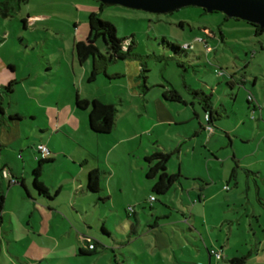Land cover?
I'll return each mask as SVG.
<instances>
[{
	"label": "rangeland",
	"instance_id": "obj_1",
	"mask_svg": "<svg viewBox=\"0 0 264 264\" xmlns=\"http://www.w3.org/2000/svg\"><path fill=\"white\" fill-rule=\"evenodd\" d=\"M99 3L97 0H26L20 3L8 1L10 15L8 17L0 15V60L7 68L14 66L15 72L9 69L13 72L10 78L12 90L7 91L4 86L2 87L0 105L10 112L18 110L25 115L33 113L34 119L29 116L22 119V127L31 133L29 142L35 144L46 142L47 137L52 136L49 144L46 143L49 146L53 145L54 148L64 146L74 150L92 146L94 152L96 142L102 143L97 158L87 155L90 163L95 164L96 169L100 171L99 177L104 194L101 197L108 195V187L115 186H121L123 194L116 193L110 199H99L92 203L85 194L78 198L77 202L82 203L87 209L88 219L92 220L94 225L90 235L97 241L104 240L99 232L100 220L97 219L103 216L105 226L114 232L118 239L123 238L120 241L123 244L122 248L130 249L138 255L143 254L149 258L150 264H170L168 257L165 262L163 261L167 252L153 250L152 242L161 232L167 234V239L170 240L167 249L174 250L176 256L183 261L176 262L177 264H192L193 261L197 264H207L206 250L195 238L201 228L199 217L194 222L197 230L190 228L191 216L187 211L188 205L184 204L190 203L186 191L182 192L178 183L175 184V189H170L164 196L149 190L136 194L131 187L134 182V185H138L140 167L147 165L144 156L157 149L171 154L167 169L176 170L179 159L175 150L180 146L181 140L178 134L190 137L191 131L198 127L199 123L209 124L212 128L211 145L214 143L222 147L216 152L220 158H226L232 164L233 151L238 157H242L244 147L247 145L244 137L253 131L252 128L256 129L258 123L264 128V31L255 34L253 25L248 22L227 17L222 11L207 12L200 6H184L169 13L132 9L121 5H103L100 8ZM91 12H96L102 19L110 21L115 27L116 36L120 39L126 38V45L130 41L133 42L136 58L129 60H136V63H141L144 67L141 75L133 76L137 82L133 91L139 90L142 95L145 87H148L146 97L153 100L158 99L159 95L165 101L161 97L162 91L174 87L179 92H185L187 99L196 102L198 118L175 124L176 122L170 118L174 117L177 114L176 109L183 108V105L175 101H165L169 112L166 114L163 111L164 114L158 117L162 120L170 119V122L154 129L153 137L156 131L163 132L162 136L157 137L158 142H154L155 139L148 137L150 133L148 135L146 132L144 135L142 132L148 127L149 116L141 113L140 99L130 94V79L127 76V69L123 66V60L107 63V72L96 74L93 82H87L84 78L79 84V72L85 66L88 73L91 71L92 58L84 63L78 62L74 44L77 40H85L88 31L87 18ZM95 43L104 53L102 39L98 38ZM171 43L180 47L188 43L190 46L189 49L178 50L174 49ZM58 70L75 71L76 88L82 95L90 96L96 93L103 101L114 104L116 108L114 125L117 122L119 129L123 128L122 131L125 129L127 132L136 131L139 134L132 141L133 150L128 148L125 142L115 143L122 137L119 132L94 133L80 121L77 130L71 124H67L65 128L50 126L54 122L50 107L55 106V99H59L61 105L67 98L72 99L74 96L73 88L67 91L60 87L63 77H58L61 73ZM115 72L120 75L108 76ZM24 77L25 79L20 80ZM185 85H189L192 90H200L210 95L213 107L220 109L219 114L215 115L212 112L211 121L207 122L200 104L201 97L191 93ZM49 92L52 95H49ZM248 96L251 99L249 102ZM150 107H153L152 101ZM188 108L187 115L190 114ZM78 116L80 120L81 116ZM42 126L48 127L43 129ZM211 132L205 129L203 135L196 139L195 150L183 154L185 166L189 160L198 164L197 170L204 169V166L203 169L199 166L202 162L204 164L206 158L212 157L203 146L206 145ZM105 144H114L116 147L106 154ZM186 145L190 149L191 142L183 144L185 147ZM97 153L98 150L94 154ZM48 155L56 156L52 152L43 158ZM65 162L66 157L58 156L55 164L61 167ZM78 167L76 166V171ZM88 170L89 166L85 165L82 171L87 173ZM111 170H114V178L106 180ZM240 179H244L243 173L240 174ZM190 180L192 181V179L181 181L184 188ZM233 183L232 181V186ZM151 195L163 199L162 202L167 206H160L158 201L150 199ZM61 198L65 199L63 196ZM141 206L144 207V211ZM109 207L116 210L110 212ZM125 209L128 212L135 210V217L138 220L136 228L139 234L132 241H129L127 234L130 223ZM113 212L117 215H112ZM168 212H172L173 216L180 220L177 225L170 222L174 220L173 216L171 219L168 215L166 219H155L156 216ZM130 216L133 220V215ZM159 228L162 231H159ZM178 237L182 239L185 247L178 245ZM106 262L110 261L102 259L96 264Z\"/></svg>",
	"mask_w": 264,
	"mask_h": 264
},
{
	"label": "crops",
	"instance_id": "obj_2",
	"mask_svg": "<svg viewBox=\"0 0 264 264\" xmlns=\"http://www.w3.org/2000/svg\"><path fill=\"white\" fill-rule=\"evenodd\" d=\"M93 63L92 59V67ZM122 63L128 71L130 94L140 99L139 108L142 110L141 113L149 116L150 123L147 120L148 127L142 130L144 135L146 132L148 135L150 133L149 139H155L154 142H158L157 137L162 136L163 132L156 131L154 137L152 132L163 123H169L170 119H173L176 122L175 124H182L198 118L199 115L195 108L196 102L187 99L185 92H179L172 87L180 95V101L175 102L182 104L183 108L176 109L177 114L174 117L171 115L170 119H160L158 117L160 114L169 112L165 101H172L162 95L168 88L165 87L166 89L161 93V97L165 101L159 95L158 99L153 100L146 97L145 93L148 87H145L144 92L140 95L139 90L133 91L136 82L133 76L141 72L140 63L129 59H124ZM9 69L15 72L14 66H8L7 68L4 62L0 60V91L10 81L13 72ZM103 71L107 72V65H105ZM58 72L61 71L58 70ZM90 72L88 73L86 66L79 72V84L84 78L87 82L95 80L88 81ZM110 75L108 76L116 77L120 73L115 72ZM60 76L63 77V83L60 84V87L67 91L73 88L74 96L72 99L67 98L65 102H62L64 105H60V100L55 99V106L50 107V110H52L50 112L54 117V122L50 126L52 128H65L67 124H71L77 130L80 121L85 124V127H89L87 119L89 110L87 108L84 109L85 112H80L81 110L75 106V98L98 99L103 103L107 102L103 101L96 93H92L90 96L82 95L76 88L77 75L74 70L72 72L63 70L58 75V77ZM23 79L25 77L20 80ZM185 87L188 90L192 89L189 85H185ZM151 101L152 108L150 107ZM112 105L114 106V104ZM188 105H190L189 108ZM186 108L190 111L189 115H187ZM223 109L226 111L224 106ZM212 110L215 115L220 112V109L213 107V105ZM233 113L235 112L233 111ZM27 114L25 115L18 110L10 112L0 105V189L3 194V201L0 205V264H96L102 259L110 261L105 264H150L149 258L143 254L138 255L130 249L124 250L122 248L123 244L120 241L123 238L118 239L115 233L105 226L103 216L97 217V219L100 220L99 232L104 240L102 242L97 241L90 235L94 225L92 220L88 219L87 209L82 206V203L77 202L78 198L85 194L89 198V202L92 203L99 199H110L116 193L123 194V188L115 186L108 187V195L101 197L104 194L100 177L98 191H91L87 187V173L91 169L97 168L95 164L90 163L87 155L97 158L102 143L96 142V146H93L96 151L98 150L96 155L94 154L96 151H93L92 146L74 150L71 147L61 146L58 149L54 148L53 145L49 146L46 142L49 144L52 136L47 137L46 142L41 141L36 144L29 142L28 138H30L31 133L22 127V119L24 116L34 119V115L32 112ZM78 115L81 116L80 120ZM117 124L116 122L110 134L119 132L122 137L115 143L125 142L128 144L127 147L133 150L132 141L139 134L136 131L127 132L125 129L122 131L123 128L119 129ZM204 126L205 124L199 123V126L194 127L191 131L190 137H182V133L178 134L181 140L179 142L180 146L175 150L179 159L177 169L168 171L166 164L167 172L177 173L178 178L166 193L174 188L176 183L181 186L182 192L186 191L190 203L184 204L188 205L187 211L191 216L190 228L191 230H197L194 222L199 217L201 228L195 238L200 246H203L206 250L207 264H229L231 258L240 256H245L244 264H264V128L260 127V123L257 124L256 129L252 128L253 131L247 137H244L247 145L244 147L242 157H238V154L233 151L231 155L232 164L226 158H220L216 153L222 147L214 143L211 145L212 130L207 138L206 145H203L212 157L206 158L204 164L202 162L203 165L199 166L200 169H203L202 166H204L203 170H197V163L187 160V166H185V159L182 157L183 154H188L190 150H195L197 147L196 139L203 135ZM44 127L42 126L43 129ZM42 128L40 130H43ZM141 142L142 138L140 139ZM188 142H191L190 149L187 145L186 147L183 146ZM38 144H45L49 147V153L56 154L54 157L52 155L44 157L49 161L43 165L39 177V180L47 188V194L38 192L33 186L32 169L37 165V161L43 158L36 149ZM115 147L114 144H105L106 154L113 151ZM147 155L149 153L145 156ZM58 156L66 157L67 162L61 167L55 164ZM85 165L89 166L87 173L82 171ZM149 165L150 163L147 162V165L140 167L138 185H134V182L131 187L136 194L142 193V191H152L151 187L156 177L146 176ZM76 166H79L77 171ZM109 172V178L106 180L114 178V170ZM240 172L244 174L243 180L240 179ZM149 178L152 180L149 181ZM184 179H192L186 184L185 188L181 182ZM131 181L133 183V179ZM232 181L234 182L233 186ZM165 194L159 195L164 196ZM94 195L97 197H93ZM62 196L65 199H62ZM150 199L158 201L160 206H167L166 203L162 202L163 199H157L152 195ZM141 208L144 211V207L141 206ZM115 210L113 207L108 208L110 212ZM125 212L130 223L127 234L130 238L129 241H132L139 234L136 228L138 220L135 217V210L131 214L133 220L130 219L131 216L126 209ZM162 214V216H156L155 219H166L168 215L170 219L174 217V220L170 222L175 225L180 222L177 217L173 216L172 212ZM112 215L117 214L113 212ZM163 224L166 225L167 223ZM122 229L124 230V228ZM158 230L162 231L161 228ZM177 240L179 246L185 247L180 237ZM92 242L94 248L90 249L88 245ZM152 245L154 251L164 250V252H167L166 256L163 257L164 262L166 257H168L170 264L183 262L181 258L176 256L174 250L167 249L170 240L167 239V234L164 232H161L160 236H155ZM213 248L221 253L219 260L209 253V250ZM159 258L161 259V257ZM192 264L197 263L193 261Z\"/></svg>",
	"mask_w": 264,
	"mask_h": 264
},
{
	"label": "trees",
	"instance_id": "obj_3",
	"mask_svg": "<svg viewBox=\"0 0 264 264\" xmlns=\"http://www.w3.org/2000/svg\"><path fill=\"white\" fill-rule=\"evenodd\" d=\"M8 1H1L0 4V15L2 17H8L10 12L8 10ZM18 3L22 2V0H14ZM103 6L102 3H99V7ZM88 31L85 40H78L74 44L76 59L80 63H84L87 59H93V67L88 76V81H93L95 79V75L102 72L104 66L107 63L124 60V59H135L136 54L133 52V42L130 41L128 45L125 44L126 38H118L115 33L114 25L107 20L102 19L96 12H91L87 18ZM250 24V23H249ZM253 25V24H251ZM254 33L259 34L264 31V28H260L258 25H253ZM101 38L104 45L105 52L102 53L96 45V40ZM171 46L174 49L183 50L189 49V47H180L171 43ZM183 48V49H182ZM141 64V63H140ZM144 71V67L141 64V72ZM145 87V85H144ZM4 88L7 91L12 90V81H9ZM194 95H199L201 97V106L208 118L207 122L211 121V113L212 110V101L211 96L205 94L202 91L190 90ZM163 97L172 100V101H180V95L173 89L168 88L162 93ZM250 96L247 97V101L249 102ZM75 106L84 110L88 108V125L92 132L99 134H107L109 133L114 125V119L116 115V108L112 104H107L99 101L98 99H87V98H75ZM209 125V124H207ZM171 154L169 152H164L161 150H155L149 155L145 156V161L149 162L150 165L146 172L147 177H156L155 182L153 183L151 189L156 194H165L169 188L176 182L178 178L177 173H169L166 170V164L170 159ZM49 160L45 158H40L37 161V165L32 169V177H33V186L34 188L40 192L47 194V188L43 185V183L39 180L42 167ZM87 187L91 191L99 190V170L91 169L87 173ZM3 201V194L0 189V205ZM133 211V210H132ZM132 211L128 212L129 215L132 214ZM94 248V245H93ZM92 249V248H91ZM210 253V252H209ZM245 256L233 257L229 260V264H244Z\"/></svg>",
	"mask_w": 264,
	"mask_h": 264
},
{
	"label": "water",
	"instance_id": "obj_4",
	"mask_svg": "<svg viewBox=\"0 0 264 264\" xmlns=\"http://www.w3.org/2000/svg\"><path fill=\"white\" fill-rule=\"evenodd\" d=\"M26 1V0H22ZM103 5H121L151 12H173L184 6H200L207 12L222 11L227 17L264 28V0H97Z\"/></svg>",
	"mask_w": 264,
	"mask_h": 264
},
{
	"label": "built area",
	"instance_id": "obj_5",
	"mask_svg": "<svg viewBox=\"0 0 264 264\" xmlns=\"http://www.w3.org/2000/svg\"><path fill=\"white\" fill-rule=\"evenodd\" d=\"M190 45L188 43L184 44V47H189ZM208 118V116L206 115V119ZM205 129H207L209 132L212 131V128L210 127V125H205L204 127ZM36 149L39 153V155L41 157H43L44 155H47L50 151L48 149V147L45 145V144H38L36 146ZM132 209V208H131ZM132 211V210H131ZM93 243L92 244H89L88 247L91 249L93 248ZM210 254L213 255L217 260H219L221 258V253L219 252V250H216V249H210L209 250Z\"/></svg>",
	"mask_w": 264,
	"mask_h": 264
}]
</instances>
